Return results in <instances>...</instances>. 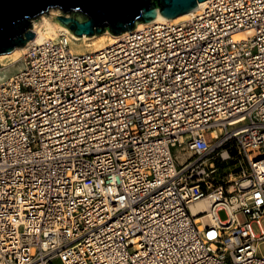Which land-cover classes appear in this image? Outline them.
<instances>
[{
	"label": "built area",
	"instance_id": "2783aa9c",
	"mask_svg": "<svg viewBox=\"0 0 264 264\" xmlns=\"http://www.w3.org/2000/svg\"><path fill=\"white\" fill-rule=\"evenodd\" d=\"M263 244L264 0L0 63V264H264Z\"/></svg>",
	"mask_w": 264,
	"mask_h": 264
},
{
	"label": "water",
	"instance_id": "95a60500",
	"mask_svg": "<svg viewBox=\"0 0 264 264\" xmlns=\"http://www.w3.org/2000/svg\"><path fill=\"white\" fill-rule=\"evenodd\" d=\"M206 0H0V55L23 47L35 37L33 21L52 8L62 13L55 20L75 35H120L139 23L168 20L199 9Z\"/></svg>",
	"mask_w": 264,
	"mask_h": 264
},
{
	"label": "bare ground",
	"instance_id": "6f19581e",
	"mask_svg": "<svg viewBox=\"0 0 264 264\" xmlns=\"http://www.w3.org/2000/svg\"><path fill=\"white\" fill-rule=\"evenodd\" d=\"M208 0L200 2L199 9L193 10L189 13L181 15L175 19L168 20L163 16L159 15L155 20L167 21L173 24L185 22L194 16L199 14L200 9L206 5ZM60 13L53 15L43 14L33 21V31L35 37L23 47L16 48L13 52L8 54L0 55V63L14 62L17 61L28 49V46L39 44L47 40H58L59 36L63 33H69L71 35L72 51L76 53L86 52H98L107 46L117 43L127 32L120 35H113L110 32H106L102 35L88 37V36H77L68 27L63 25L60 21L54 19L58 17ZM150 23V22H149ZM148 23H139L136 28H141ZM209 209V201L201 200L191 206V210L194 214L198 212H205ZM200 220V219H198Z\"/></svg>",
	"mask_w": 264,
	"mask_h": 264
},
{
	"label": "rangeland",
	"instance_id": "374dc122",
	"mask_svg": "<svg viewBox=\"0 0 264 264\" xmlns=\"http://www.w3.org/2000/svg\"><path fill=\"white\" fill-rule=\"evenodd\" d=\"M54 12L55 13H62V11L59 9V8H52V9H50L48 12H46V13H44V14H48V15H53L54 14ZM43 15V14H42ZM96 36H98V35H96ZM2 63V62H1ZM19 70V67H12V68H10L9 70H8V74H10V73H14V72H16V71H18ZM7 75V74H6ZM226 172H229V171H226ZM219 217H220V219L222 220V221H225V220H227V218H228V214H227V212L225 211V210H222L221 212H219ZM261 251H262V253L264 254V244L261 246Z\"/></svg>",
	"mask_w": 264,
	"mask_h": 264
}]
</instances>
